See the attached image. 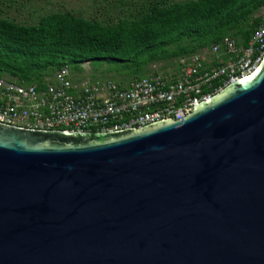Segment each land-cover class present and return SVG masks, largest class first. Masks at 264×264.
Listing matches in <instances>:
<instances>
[{
	"label": "water",
	"instance_id": "1",
	"mask_svg": "<svg viewBox=\"0 0 264 264\" xmlns=\"http://www.w3.org/2000/svg\"><path fill=\"white\" fill-rule=\"evenodd\" d=\"M0 264H264V53L175 122L0 124Z\"/></svg>",
	"mask_w": 264,
	"mask_h": 264
},
{
	"label": "trees",
	"instance_id": "2",
	"mask_svg": "<svg viewBox=\"0 0 264 264\" xmlns=\"http://www.w3.org/2000/svg\"><path fill=\"white\" fill-rule=\"evenodd\" d=\"M101 1L110 2L112 10L98 18L48 12L34 25L18 24L0 12V79L42 92L62 69L77 71L99 61L115 66L119 76L129 75L120 84L127 85L156 75L147 70L151 65L174 61L168 71L174 72L180 59L211 46L220 47L224 63L229 56L222 55V41L230 39L242 51L257 27L255 15L264 11V0Z\"/></svg>",
	"mask_w": 264,
	"mask_h": 264
},
{
	"label": "built area",
	"instance_id": "3",
	"mask_svg": "<svg viewBox=\"0 0 264 264\" xmlns=\"http://www.w3.org/2000/svg\"><path fill=\"white\" fill-rule=\"evenodd\" d=\"M220 47L182 58L174 72L119 85L111 81L72 85L62 69L42 92L0 79V124L43 131L111 133L160 121H178L236 79L249 74L264 53V11L246 47L230 39Z\"/></svg>",
	"mask_w": 264,
	"mask_h": 264
},
{
	"label": "rangeland",
	"instance_id": "4",
	"mask_svg": "<svg viewBox=\"0 0 264 264\" xmlns=\"http://www.w3.org/2000/svg\"><path fill=\"white\" fill-rule=\"evenodd\" d=\"M111 10L112 4L109 2L107 6H104L101 0L100 3L95 2L94 5H92L91 0H28L27 2L26 0H0V12L3 17L12 19L18 24L26 25H34L37 16L48 12L70 11L83 18H88L93 13L98 18ZM260 13L255 16H259ZM175 64L174 61L156 63L149 66L147 70L149 73L161 75L162 72L170 71ZM116 70V67L111 64L93 61L80 65L77 71L69 68V81L72 85L77 86L82 83L97 84L104 81H111L119 85L126 84L129 81V75L119 76Z\"/></svg>",
	"mask_w": 264,
	"mask_h": 264
}]
</instances>
